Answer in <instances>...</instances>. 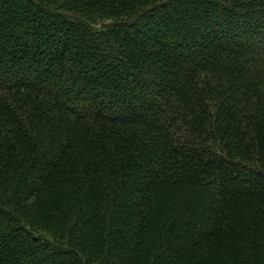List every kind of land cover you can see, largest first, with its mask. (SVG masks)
<instances>
[{
  "label": "trees",
  "instance_id": "1",
  "mask_svg": "<svg viewBox=\"0 0 264 264\" xmlns=\"http://www.w3.org/2000/svg\"><path fill=\"white\" fill-rule=\"evenodd\" d=\"M0 264H264V0H0Z\"/></svg>",
  "mask_w": 264,
  "mask_h": 264
},
{
  "label": "rangeland",
  "instance_id": "2",
  "mask_svg": "<svg viewBox=\"0 0 264 264\" xmlns=\"http://www.w3.org/2000/svg\"><path fill=\"white\" fill-rule=\"evenodd\" d=\"M49 222H52V219H50V220L48 221V223H49Z\"/></svg>",
  "mask_w": 264,
  "mask_h": 264
}]
</instances>
